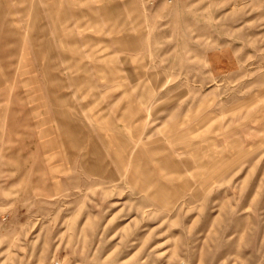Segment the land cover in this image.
<instances>
[{
    "label": "rangeland",
    "instance_id": "374dc122",
    "mask_svg": "<svg viewBox=\"0 0 264 264\" xmlns=\"http://www.w3.org/2000/svg\"><path fill=\"white\" fill-rule=\"evenodd\" d=\"M134 1L0 0V264H264V0ZM138 115L121 173L96 120ZM201 121L199 173L161 131Z\"/></svg>",
    "mask_w": 264,
    "mask_h": 264
},
{
    "label": "crops",
    "instance_id": "0c3cea01",
    "mask_svg": "<svg viewBox=\"0 0 264 264\" xmlns=\"http://www.w3.org/2000/svg\"><path fill=\"white\" fill-rule=\"evenodd\" d=\"M134 2L130 3L131 8H130L129 2L124 4L125 7L123 8H125L127 15H129L130 12L135 15L139 14L137 8L134 5ZM127 20H128V23H125V21H122V24L123 25L132 24L129 17ZM138 20L139 21L137 25H140L139 23L140 19ZM133 40L134 39H131L130 37L128 38L117 37V39L113 41H116L117 43H119V48H121V52L124 54L125 51H128L127 50V48H129L128 43ZM140 113L142 115L141 109H140ZM141 115H138L139 117H112L113 120L115 121L113 124H112L111 117H97L96 128H98L99 131L104 132L103 133L104 141L108 145L109 149L113 151L115 161L119 165H121V173H123L122 171H126V167L128 166L129 155L127 152L129 151L130 146L132 148L133 147L135 148L136 142L140 140L141 136L143 135V132H145V128H146L149 118L140 117ZM69 119H71V117L70 118L68 117V120ZM206 124L207 123L205 121L203 122L201 121L200 123H197L195 125V129H190L188 131H179L175 127H169V128L165 127L162 129L161 132L165 136V139L163 140L167 144V147L163 148V150L169 151L170 161H172L174 165H177L178 163L177 160L175 159L176 156H178L181 152H184L190 149L192 151L191 157H193L195 161L197 162V166H198L197 172H199L203 167H205L203 164L204 162L203 159L204 157H209V153L207 150L204 151L202 148H199L200 143L204 141L212 140L215 148H217L215 144L218 141L216 136L212 137L210 135L209 129H205L203 131V128L206 126ZM66 125H67V117L66 119L62 117L61 120L60 119L58 120V123H57L58 134H62V133L65 134V132H67ZM71 126L72 125H69L68 127H71ZM16 127H17V123L14 120L13 122H11V127H10L11 142L17 141ZM61 128H63L64 131H61ZM48 131H50V129H48ZM68 132L73 134L74 131L69 130ZM77 135L73 136L72 140L75 142V144L79 148H81L83 146L81 143H78V142H81L82 139L79 133H77ZM62 138L65 140L64 136ZM83 138L86 141L84 142V144L85 143H87L88 145L90 144V149L92 150L91 152L92 154L90 155L92 160L90 159V161H83L84 164L95 166L94 168L96 169H99L100 166L104 163L107 164L106 158L104 159L103 156H99L100 150L97 145L98 144L97 139L92 137L91 135L88 136V134L86 138L85 137ZM57 140L59 142L60 138ZM158 141L161 142L162 139H159ZM126 159L127 161H125Z\"/></svg>",
    "mask_w": 264,
    "mask_h": 264
},
{
    "label": "built area",
    "instance_id": "2783aa9c",
    "mask_svg": "<svg viewBox=\"0 0 264 264\" xmlns=\"http://www.w3.org/2000/svg\"><path fill=\"white\" fill-rule=\"evenodd\" d=\"M174 0H167V4H173ZM142 4L144 8L150 10L153 9L157 5V0H142Z\"/></svg>",
    "mask_w": 264,
    "mask_h": 264
}]
</instances>
